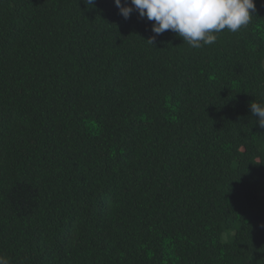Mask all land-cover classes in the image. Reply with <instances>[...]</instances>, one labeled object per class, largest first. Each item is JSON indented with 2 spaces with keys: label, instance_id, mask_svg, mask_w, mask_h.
Listing matches in <instances>:
<instances>
[{
  "label": "trees",
  "instance_id": "trees-1",
  "mask_svg": "<svg viewBox=\"0 0 264 264\" xmlns=\"http://www.w3.org/2000/svg\"><path fill=\"white\" fill-rule=\"evenodd\" d=\"M254 3L247 27L193 49L171 30L149 43L154 21L114 0H0V255L264 264Z\"/></svg>",
  "mask_w": 264,
  "mask_h": 264
},
{
  "label": "clouds",
  "instance_id": "clouds-1",
  "mask_svg": "<svg viewBox=\"0 0 264 264\" xmlns=\"http://www.w3.org/2000/svg\"><path fill=\"white\" fill-rule=\"evenodd\" d=\"M84 3L92 6L95 0ZM114 3L124 19L137 12L141 19L154 21L151 31L155 35L149 43L171 30L193 49L214 44L217 34L224 30L236 33L247 27L256 10L254 0H114ZM249 107L252 115L259 117V126L264 128V102L254 100ZM0 264L11 262L0 255Z\"/></svg>",
  "mask_w": 264,
  "mask_h": 264
}]
</instances>
